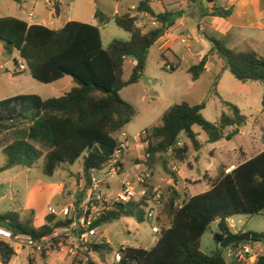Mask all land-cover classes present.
Here are the masks:
<instances>
[{"label": "trees", "instance_id": "obj_1", "mask_svg": "<svg viewBox=\"0 0 264 264\" xmlns=\"http://www.w3.org/2000/svg\"><path fill=\"white\" fill-rule=\"evenodd\" d=\"M216 1L206 0L213 12L209 13L208 8H204L205 16L228 18L232 10L216 7ZM138 10L153 17L158 26L144 31L136 25L137 19L129 14L110 18L99 11L94 16L97 26L69 21L57 30L28 25L13 17L0 18V43L5 53L18 52L34 80L48 85L70 77L74 83L68 92L57 98L42 100L19 96L0 103V125L9 122L18 124L7 134L11 135V142L2 149L6 162L0 172L14 167L30 169L35 162L42 160L43 174L51 177L62 165L72 166L82 158L84 187H88L91 172L101 169L113 154L118 143L114 135L127 126L136 114L134 107L120 97V92L139 82L150 48L175 25L178 17L176 13L166 10L155 14L148 0L140 2ZM55 13L59 14L58 2H55ZM109 20L129 33L130 40H113L103 49L99 25H106ZM205 38L211 43V50L197 65L188 68L187 74L191 79L198 80L204 74L210 56L218 53L225 59L229 72L237 81L261 84V106L264 111V58L253 51H236L220 40ZM161 57L164 58L163 55ZM127 58H133L135 65L129 79L124 80ZM14 64H17L16 60ZM177 68L170 65V70ZM17 103L27 105L32 116L18 112ZM223 104L227 113L222 114L215 123L207 121L202 115L205 102H180L165 110L160 123L140 137L149 155L147 166L152 167L156 154L172 153L177 160L184 161L188 147L176 146L181 134L191 141L195 150H199L194 126L205 132L208 143L230 141L239 134L240 128L245 125V116L236 105L225 101ZM37 144L46 145L48 150L43 152ZM225 170L224 166H220L209 190L188 198L181 205L177 204L173 193L166 203L164 196V212L170 218L169 227L160 231L157 242L148 250L120 248L118 264H243L237 259L228 262L224 252L230 247H251L261 243L264 234L251 233L250 242L235 243L225 249H221L219 244L230 232L228 220L236 216H255L264 211V150L234 166L229 173H225ZM164 171L176 180L166 164ZM142 207L143 203L120 204L98 222L124 217L143 223L145 214ZM33 216V211L27 216L8 212L0 215V227L10 231L13 236L28 235L39 241L56 229L69 225L67 220L48 215L45 223L36 227ZM215 222L218 233L213 235V240L217 249L211 255H206L201 251V239ZM59 240L52 241L53 251L57 250ZM95 247L100 250L107 248V244L102 242ZM15 255L11 244L0 240V264H10ZM42 256L46 258L44 251ZM87 264L98 263L88 261ZM254 264H264V254L258 256Z\"/></svg>", "mask_w": 264, "mask_h": 264}, {"label": "rangeland", "instance_id": "obj_2", "mask_svg": "<svg viewBox=\"0 0 264 264\" xmlns=\"http://www.w3.org/2000/svg\"><path fill=\"white\" fill-rule=\"evenodd\" d=\"M119 1L120 4H117ZM55 2L59 3L60 13L58 18L53 19L52 22L56 24V28H60L67 19L90 22L97 26L98 22L94 19L97 11L111 18L117 13L126 12L127 6L136 4L138 0H0V18L24 19L29 12H33V18L36 22H42V20L47 22L51 19L49 9L53 7ZM168 2H163L165 7H168ZM151 8L155 14L164 11V7L156 4V2L151 5ZM142 22L144 31L151 28L152 25L149 20L143 19ZM99 28L103 49H106L113 40L122 42L130 40L129 33L118 28L113 20H109L106 25H99ZM202 41L203 45L205 40L202 39ZM172 48L179 60L170 55H165V58H162L159 47L157 45L152 46L147 56L145 71L139 82L124 88L120 92V97L131 104L136 112L132 121L124 128V132L129 135L128 141L140 142L139 137L146 130L157 126L164 111L173 104L180 102L200 104L205 102L202 115L207 121L215 123L222 114L227 113L223 104L225 101L236 105L246 118L245 125L240 128L239 134L230 141L221 140L217 143H208L205 132L200 127L195 126L194 131L198 133L197 140L200 143L199 150H195L185 136H179V140L189 146L188 165L185 161H176L175 156L170 154L165 156L167 168L177 167L187 178L201 180L206 172L212 176L221 164L227 165L226 169L231 164L234 166L240 164V158L244 153L247 155L246 158H250L263 151L264 111L261 106V84L237 81L229 72L225 59L218 53L211 56V65L208 71L198 80L193 81L187 74V69L196 65L206 54L204 47L196 49L195 44L190 43V51L186 52L185 45L177 42ZM187 55H192L193 59L191 61L186 60ZM19 58L16 51L12 54L5 53L0 43V66L2 68L0 73L3 75L0 80V96L26 95L28 98L36 97L45 100L62 95L68 90L66 82L46 85L34 80L29 75L28 70L20 71L14 64V60L18 61ZM132 61V58L126 59L124 80H128L131 75ZM176 64H178V68L170 70V65ZM6 71L10 73H6ZM14 74L18 75L13 76ZM17 111L26 116H32V112L27 109L25 104L17 103ZM13 125L15 126V124ZM36 146L41 148L43 152L48 150L46 145V147L42 144ZM5 162V157L0 152V168L4 167ZM163 164L155 163L152 177L154 173V181L158 186L164 188L166 203V199L175 190V186H173L175 182L173 183V179L164 172ZM81 168L82 158L72 166L62 165L53 176L48 177L43 174L42 160H39L31 169L14 167L0 172V198L4 196L0 204V215L8 213L6 209L20 214L21 208L19 207L24 204L31 192L30 189L35 184H38L36 190L41 192L42 183H54L58 180L63 183L66 181L70 186V192L81 198L82 187L84 186V182L80 183L81 174L79 171ZM199 182L186 191L187 196L205 192L206 185L202 180ZM182 186L183 180H180L178 190L181 197L184 198L185 192ZM40 195L42 196H39L36 201V211L34 210L36 214L46 210L47 207L60 209L61 206L70 204L68 200L63 203L59 197L49 198L44 192ZM156 218L153 220L145 219L143 223H138L133 218L124 217L111 222H98V237L100 235L99 238L107 244V248L94 251L91 254L92 257L98 264H111L114 261V255L119 252L121 247L150 249L158 240L160 231L170 224V218L164 212V204ZM232 220L233 222L228 220L232 233L264 234V211L255 216H236ZM231 223L232 226H230ZM215 233H218L216 222L209 226L201 239V251L206 255H211L217 249V244L213 240ZM10 244L16 253L10 264H72L66 255L60 253L59 250L53 251L49 245L43 250L46 256L44 259L42 252H34L29 247L20 246L16 242H10ZM262 245L257 243L251 246L253 251L250 255L252 257L250 261L243 264H254L255 262L252 261L264 254ZM227 255L226 250L224 256L229 262L232 258L227 257Z\"/></svg>", "mask_w": 264, "mask_h": 264}, {"label": "crops", "instance_id": "obj_3", "mask_svg": "<svg viewBox=\"0 0 264 264\" xmlns=\"http://www.w3.org/2000/svg\"><path fill=\"white\" fill-rule=\"evenodd\" d=\"M148 1H149L150 7L154 2H156V4H160V5H162V7H164L163 8L164 11L166 10L169 12L176 13L178 16L175 25L173 27L169 28V30L153 45V46L157 45L159 47V49L162 52L161 55H163L164 58H165V55H170L171 57L175 58L176 60H179V58L174 53L172 47L177 42L182 43L181 40L184 38L185 39L188 38L187 43H185V44L182 43L185 45L186 52L190 51V43H193V44H195L196 49L204 47L205 53L207 54L211 50L212 46H211V43L205 38V36L220 40L229 49H233L236 51H253V52L257 53L259 56L264 58V0H217L215 3L216 7L222 8L224 10H228V9L232 10V14L226 19H219V18H213V17L205 16V9L204 8H208V12H209L210 6L208 5L207 7H204L202 0H192V1H190V0H148ZM166 1H169L168 5H167L168 7H165V4L163 3ZM200 2L202 3V5L200 4ZM139 3H140V0H138V2L136 4H131V5L127 6L126 12H124L122 14L117 13L115 15H123V14H129L130 15V8L132 6L138 7ZM117 4H120V1L117 2ZM29 13H33V12H29ZM59 13H60V8H59ZM28 14H27L26 18H24V19H21V18H16V19L25 21L28 24ZM49 16L51 17V19H49L47 22L45 20H42V22H36L34 20V18H31V22L28 25H42V26L48 27L50 29L57 30V29L62 28L69 21H76V22H81V23L90 24V25L95 26L93 23H90V22L67 19L63 26H61L60 28H56V24L52 22L53 19L56 20L59 16V14L57 15L55 13V3L53 5V7H50V9H49ZM114 16H111V18ZM148 16L149 15H147V17ZM136 25L138 27H140L139 24H136ZM157 26H151V28H149V29L155 28ZM140 28H142V27H140ZM149 29H147V30H149ZM99 30H100V28H99ZM201 38L205 40L203 45H202L203 41ZM204 44H205V46H204ZM197 55H198V53H197ZM191 56L192 55H187L185 57L186 60L191 61L193 59ZM211 56L208 59V62L206 64L205 72L208 71V69L211 65V62H210ZM132 60L133 61H132L131 65L134 67L135 61L133 58H132ZM125 62H126V60H125ZM124 65H125V63H124ZM172 66H178V64L172 65ZM133 67H132V69H133ZM1 69L2 68L0 66V72H1ZM26 70H28V67ZM6 73H10V72L6 71ZM15 75H18V74H14L13 76H15ZM123 75H124V70H123ZM2 76L3 75L0 73V80H1ZM62 81L66 82V84H67L68 90L66 92H68L74 86V83L70 77H64L63 79H61L55 83H52V84H58ZM66 92H64L62 95H64ZM62 95L60 94L59 96H56L55 98L60 97ZM19 96H26V95L0 96V103L6 101L8 99L19 97ZM13 124H15V126ZM17 127H18V124L12 123V122L4 123V124L0 125V142H1L0 152L1 153H2L3 147H5L8 143L11 142V135H7V134L10 131H12L13 129H16ZM194 127H193V131H194ZM124 128L119 133H116L114 135L118 141L123 139L124 137L127 140L129 139V135L126 132H124ZM194 133L197 134L196 139H198V133L195 131H194ZM181 135L185 136L184 134H181ZM179 142L182 144V146L188 147V152H187V154H188L189 153V146L186 143L181 142L180 140H179ZM128 146H129L128 151L123 158V163H124L123 168L128 173H134L136 171L135 165H136L137 161H140L139 163H141L143 156L146 154V152H145L146 144H143V143L138 142V141H132V142H129ZM170 154H172V153H167L164 155L156 154V161L154 162V164L150 168L151 172H153V167H154L156 162H160L161 164L164 163L162 165L163 170H164V165L166 164L165 163V156L170 155ZM246 156L247 155L245 153L241 156V158H240L241 163L240 164L250 160L255 155L250 157V158H246ZM176 161H179V160H176ZM184 161L186 162V165H188L187 156H186V159ZM238 165L239 164H237L236 166H238ZM220 166H223V165L221 164ZM226 166L227 165H224L225 168H226ZM230 166H234V165L231 164ZM219 167H218V169H219ZM26 169H28V168H26ZM218 169L216 170V172H214L212 174V176H210L207 172L203 175L201 180L206 185V188L204 190L205 192L207 190H209L210 185L212 183V180L216 178L217 173H218ZM170 171H172L176 176V180H174L171 176L167 175L173 179V183L175 182L173 185V186H175V190L172 193L177 198V203L179 202L180 203L179 205H181L188 198L192 197V196H187L186 191L190 187L195 186V183H198L201 180L200 179L193 180V179L187 178L184 175V173L181 171V169H177V167H174V166L172 169H170ZM79 173L81 174L80 183L82 184V182H84L83 177H82V168L79 171ZM152 180H153L152 181L153 186L160 187V189L164 192V188L161 186H158V184H156V182L154 181V173H153ZM180 180H183V186L182 187H183V190L185 192L184 198L181 197V194L178 190V184H179ZM37 185L38 184H35L32 186V188L30 189L31 192L28 194L24 204L21 207H19V208H21L19 210L21 216H27V214L30 211L34 212V210L37 207L36 201H37L39 196H42L40 194L43 192L47 196H49V198L59 197L60 199H62L61 201H63V203L66 200H68L70 203H76V204L80 202V197H78V196L76 197V196H74V194H72L70 192V190H71L70 186L68 185V183L66 181H64L63 183H61L59 180H58V182H54V183H42L43 188H42L41 192H38L36 190ZM118 185H119L118 181L114 180V182H112L111 189H110L109 193L113 194V193L117 192ZM79 186H80V184H79ZM168 187H170V186H168ZM164 196H165V193H164ZM3 199H4V196L0 198V204H1V201ZM64 206H61V207H64ZM6 211L10 212V210H8V209H6ZM47 216H48V207L46 210H44L42 212H37V214L34 212L33 224L36 227L42 226L45 223V219ZM155 219H157V218H155ZM230 221L233 222L232 219H230ZM254 260L256 261V259H254Z\"/></svg>", "mask_w": 264, "mask_h": 264}, {"label": "built area", "instance_id": "obj_4", "mask_svg": "<svg viewBox=\"0 0 264 264\" xmlns=\"http://www.w3.org/2000/svg\"><path fill=\"white\" fill-rule=\"evenodd\" d=\"M143 1L140 0V2ZM147 15L149 14L140 12L136 6L130 8V16L137 19L136 24H139L140 27H143V19H150V24L157 26L158 23L154 18L150 15L147 17ZM33 16V13L28 14V24ZM181 42L187 43L188 38L182 39ZM16 62L20 71L27 69V64L22 58ZM128 145L129 141L125 137L119 140L105 165L101 169L91 172L88 187H82L79 203H70L60 209L48 208V215L67 220L69 225L56 229L51 235L39 241L33 240L28 235L13 236L10 231L0 227V240L9 243L16 242L20 246H26L34 252L41 253L47 245L52 246L54 239H60L56 249L66 255L72 264L79 262L87 264L88 261L97 263L91 254L95 251V246L102 243L101 238H99L100 235L98 237L99 226L97 223L99 220L115 210L118 205L130 203H143L144 218L153 220L164 204V192L152 184V172L146 164L148 154L143 156L141 163L135 165L136 171L134 173H128L124 170L123 158L128 151ZM176 146L182 147V144L178 142ZM233 169L234 166H230L225 170V173H229ZM112 180L119 183L117 192L113 194L109 193ZM121 248L123 249V247ZM252 251L250 246L230 247L227 249V257L244 263L250 261L252 256L248 257V255ZM120 258L118 252L114 255V261L111 264H118Z\"/></svg>", "mask_w": 264, "mask_h": 264}, {"label": "water", "instance_id": "obj_5", "mask_svg": "<svg viewBox=\"0 0 264 264\" xmlns=\"http://www.w3.org/2000/svg\"><path fill=\"white\" fill-rule=\"evenodd\" d=\"M203 1V6L207 7L208 4L206 3V0H202ZM209 12L212 13L213 10L209 9ZM112 219H109L108 222H111ZM251 233H240V234H235L232 232H229L226 234V236L224 237V239L222 240V242H220L219 247L221 249H225L235 243H242V242H250L251 241ZM261 243L264 245V236L262 237V241ZM95 251L97 252L98 249L96 248Z\"/></svg>", "mask_w": 264, "mask_h": 264}]
</instances>
